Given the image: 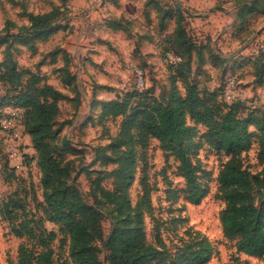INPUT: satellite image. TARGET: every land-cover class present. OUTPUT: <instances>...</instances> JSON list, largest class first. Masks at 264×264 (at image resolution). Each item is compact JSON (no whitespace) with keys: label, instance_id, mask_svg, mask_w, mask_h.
I'll return each instance as SVG.
<instances>
[{"label":"rangeland","instance_id":"obj_1","mask_svg":"<svg viewBox=\"0 0 264 264\" xmlns=\"http://www.w3.org/2000/svg\"><path fill=\"white\" fill-rule=\"evenodd\" d=\"M240 5L253 9L241 19ZM52 9L63 16L52 22L54 32L33 40L29 14ZM168 50L180 53L183 63L170 67ZM133 65L144 74L142 86L135 81ZM263 65L264 0H0V76L9 82L15 69L25 87L41 88L47 82L66 97L59 101L54 121L59 130L50 141L56 148L52 157L64 171V182L89 207L100 264H110L113 231L137 220L145 241L157 248L155 258L146 264H156L162 256L161 264H167L181 238H188L187 230L213 246L204 264H264V258L236 253L223 234L224 201L217 177L228 156L203 141L204 126L198 125L194 140L201 144L192 146L190 157L200 167L199 181L206 194L193 204L180 191L184 181L173 156H166L157 140L149 137L143 146L136 128L129 125L131 139L120 144L125 139L121 133L125 115L101 117L108 101L128 98L132 105L141 88L146 98L166 101L172 89L184 92L185 80L195 81L213 98L240 100L244 106L237 111L242 116L248 106H264V81L254 82L255 71L262 73ZM25 143L24 136L25 169L15 176L5 164L0 140V204L12 195L29 215L44 217L40 168ZM125 159H130L133 178L123 190L122 210L114 198ZM242 160L249 171L260 173L264 140L256 137ZM43 222L55 232L50 242L52 264H72L63 224ZM19 242L0 213V264H17Z\"/></svg>","mask_w":264,"mask_h":264},{"label":"trees","instance_id":"obj_2","mask_svg":"<svg viewBox=\"0 0 264 264\" xmlns=\"http://www.w3.org/2000/svg\"><path fill=\"white\" fill-rule=\"evenodd\" d=\"M252 5L254 2L249 4L251 7ZM244 7L240 5L237 13L240 19L253 10H245ZM29 15L34 32L32 37H35L33 40L48 38L55 30L52 22L63 17L54 9L44 14ZM168 51L180 57L179 61L168 63L170 67L183 63L180 53ZM11 70L15 73L11 81L0 76V87L3 88V93L0 94V118L6 107L18 106L23 109L24 133L31 141V159L37 160L40 168L39 184L45 191L44 217L29 215L21 200L12 195L1 201L0 213L8 222L10 232L20 239L16 262L52 264L53 250L50 242L55 237V232L47 229L43 222L44 219H49L59 221L66 229L72 264H100L93 244L95 226L89 221V207L64 182V171L56 166V157H52L53 149L56 148L51 147L50 141L54 135L57 136L59 130L55 129L54 121L60 112L59 101L66 97L47 82L41 88L25 87L18 82L20 72ZM27 73L37 78L35 74ZM263 77L264 71L258 74L256 70L255 84H262ZM14 81L18 84L12 85ZM33 82L36 83V80L33 79ZM184 83V92L179 93L174 88L166 101L146 98L143 88L136 90L139 97L132 105L128 98L108 101L101 109V117L125 115L121 122V133L125 139L120 144H126L131 139L129 125L136 128V136L143 146L149 137L157 140L166 156H173L177 174L184 181V188L180 191L193 204L199 203L206 194V188L199 181L200 167L193 164L190 157L192 146L196 149L201 144H196L194 140L198 125L204 126L201 135L203 141L217 152L228 156L217 177L219 192L224 201L220 210L223 234L231 241L236 253L264 258V168L260 173L251 172L243 165L242 160L243 152L250 148L256 137L264 140V106H248V112L241 116L237 108L244 104L240 100L226 102L199 90L195 81L185 80ZM127 110L129 113L125 114ZM0 140L5 164L17 176L18 173L9 165L1 137ZM119 173L120 191L114 200L124 210L126 204L123 190L133 178L130 159L124 160ZM145 194L148 199V190ZM187 236L186 240L181 238L180 245L167 264H204L209 260L213 251L210 241L188 230ZM109 249L110 264H146L157 253V248L145 241L144 231L138 220L133 226L115 229ZM163 260L164 256L156 264H161Z\"/></svg>","mask_w":264,"mask_h":264},{"label":"built area","instance_id":"obj_3","mask_svg":"<svg viewBox=\"0 0 264 264\" xmlns=\"http://www.w3.org/2000/svg\"><path fill=\"white\" fill-rule=\"evenodd\" d=\"M180 60V57L168 52L166 61L168 63H175ZM132 71L134 73L135 81L138 86H142L144 82V74L142 70L133 65ZM228 96V95H227ZM3 115L0 118V137L5 146V153L7 155L9 165L12 166L16 173L25 169L23 164V157L25 148L23 146V137L26 135L23 128V109L21 107H6L3 110ZM27 149H30L26 142ZM32 155V151L30 153Z\"/></svg>","mask_w":264,"mask_h":264},{"label":"crops","instance_id":"obj_4","mask_svg":"<svg viewBox=\"0 0 264 264\" xmlns=\"http://www.w3.org/2000/svg\"><path fill=\"white\" fill-rule=\"evenodd\" d=\"M25 138H26V142L29 144V147H30V149H31V151H32L31 141H30L29 137H28L27 135H25ZM32 152H33V151H32Z\"/></svg>","mask_w":264,"mask_h":264}]
</instances>
